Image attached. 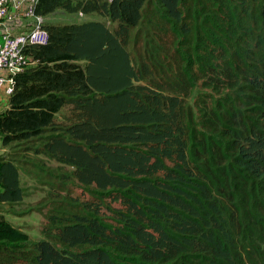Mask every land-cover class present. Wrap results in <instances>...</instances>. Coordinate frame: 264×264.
I'll return each instance as SVG.
<instances>
[{"label":"trees","instance_id":"trees-1","mask_svg":"<svg viewBox=\"0 0 264 264\" xmlns=\"http://www.w3.org/2000/svg\"><path fill=\"white\" fill-rule=\"evenodd\" d=\"M57 10L105 20L46 21L26 48L0 112V264H264V0L35 8ZM30 153L83 189L51 190L40 239L3 210Z\"/></svg>","mask_w":264,"mask_h":264},{"label":"rangeland","instance_id":"rangeland-1","mask_svg":"<svg viewBox=\"0 0 264 264\" xmlns=\"http://www.w3.org/2000/svg\"><path fill=\"white\" fill-rule=\"evenodd\" d=\"M88 19L102 20L104 18L99 14L84 15L68 13L65 10H57L47 17L46 21L70 23ZM108 24L112 27L114 26L110 22ZM0 95L4 97L0 102V110H2L7 106V95L5 96L4 92H1ZM67 112L68 108L65 107L59 116H63ZM12 151V148H8L7 150V152ZM23 160L24 163H21L20 167L22 170L21 182L25 189V197L20 203L3 205V210L9 220L20 224L33 239H40L44 237L42 230L43 226L47 224V216L53 212V209L57 205L55 194H52L51 190L56 193L58 189L63 187L62 190L65 192L81 195L83 189L71 173V167L67 165L58 167L60 164L56 160L50 159L44 154L33 155V153H30V156L26 157V159L23 158ZM65 178L68 180L63 181L66 182L63 185L61 181Z\"/></svg>","mask_w":264,"mask_h":264},{"label":"built area","instance_id":"built-area-1","mask_svg":"<svg viewBox=\"0 0 264 264\" xmlns=\"http://www.w3.org/2000/svg\"><path fill=\"white\" fill-rule=\"evenodd\" d=\"M38 0H0V91L9 96L14 89V76L22 71L30 57L26 48L46 44V18L35 12ZM29 21V22H28ZM15 25L21 28L15 31Z\"/></svg>","mask_w":264,"mask_h":264},{"label":"crops","instance_id":"crops-1","mask_svg":"<svg viewBox=\"0 0 264 264\" xmlns=\"http://www.w3.org/2000/svg\"><path fill=\"white\" fill-rule=\"evenodd\" d=\"M28 22H29V21H28ZM2 25H3V24H1V22H0V32H2V30H3ZM13 28H14L15 31H20V30H21V28H20L19 26H17V25H15V27H13ZM0 93H1V91H0ZM5 96H6V95H5ZM6 97H7V105H8V98H9V96H6ZM3 99H4V97L0 95V102H1ZM6 107H7V106H6ZM3 110H4V109L0 110V112L3 111ZM4 150H5V148L2 147V145H1V141H0V151H3V152H4Z\"/></svg>","mask_w":264,"mask_h":264}]
</instances>
